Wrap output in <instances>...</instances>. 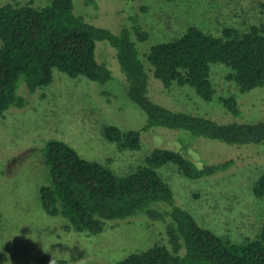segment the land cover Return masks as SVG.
<instances>
[{
  "label": "rangeland",
  "instance_id": "obj_1",
  "mask_svg": "<svg viewBox=\"0 0 264 264\" xmlns=\"http://www.w3.org/2000/svg\"><path fill=\"white\" fill-rule=\"evenodd\" d=\"M50 1L0 0V5L43 6ZM72 1L74 12L97 26L119 32L136 20L148 31L144 41L132 35L150 69L148 94L155 102L221 123L264 121V86L241 92L227 79L231 69L225 64H211L216 92L211 100H205L189 85L173 84L165 89L144 57L153 45L174 39L191 25L221 35L225 26L245 31L264 22V0ZM95 56L111 70L110 80L100 83L84 75L71 77L55 68L52 81L34 92L20 82L17 92L27 104L10 106L0 115V252L6 264H37L45 255L63 258L67 264H117L132 252L166 240L170 218L152 219L143 211L108 220L97 234L76 231L65 217L48 214L42 206L40 188L50 183L44 157L49 139L66 142L81 157L98 161L118 175L144 165L145 157L158 146L177 149L198 164L232 159L227 170L200 179L185 177L172 162L155 170L171 186L176 204L189 210L199 225L236 242L257 236L264 225V198L256 197L252 186L264 172V141L232 145L160 126L142 131L136 150L107 140V125L140 129L147 116L127 95L116 49L104 40L97 41ZM229 94L238 100V115L222 104L221 98ZM153 208L163 211L168 205L157 201Z\"/></svg>",
  "mask_w": 264,
  "mask_h": 264
},
{
  "label": "trees",
  "instance_id": "obj_2",
  "mask_svg": "<svg viewBox=\"0 0 264 264\" xmlns=\"http://www.w3.org/2000/svg\"><path fill=\"white\" fill-rule=\"evenodd\" d=\"M95 4V0H85ZM149 37L139 21L119 32L88 22L74 12L72 0H51L43 6L31 3L0 5V115L10 106L24 107L27 99L18 94L20 82L29 92L49 84L57 68L71 77L84 75L104 83L111 70L95 56L96 42L104 40L116 49V58L127 81V95L146 113L140 129L122 130L107 125L104 136L121 147L136 150L141 133L151 127L183 129L193 135L217 139L227 144H259L264 141V121L221 123L209 117L175 111L161 105L148 94L149 71L140 56L136 40ZM145 59L153 75L165 89L173 84L189 85L205 100L216 92L211 64L230 67L227 79L241 92L264 86V22L245 31L225 26L221 35L205 32L196 25L166 42L153 45ZM232 114L240 113L235 95L221 98ZM50 183L40 188L42 206L48 214L61 215L76 231L101 232L106 221L122 219L143 211L150 218L169 217L166 240L135 251L117 264H264V225L259 234L236 242L223 238L198 224L193 214L176 204L173 191L155 170L172 162L187 178L200 179L227 170L232 159L200 163L181 151L155 147L145 164L130 173L118 175L108 166L81 157L59 139L44 145ZM253 194L264 198V172L252 186ZM157 201L168 208H153ZM1 223V215H0ZM68 228V225H67ZM0 264H6L1 257ZM37 264H67L63 258L45 255Z\"/></svg>",
  "mask_w": 264,
  "mask_h": 264
}]
</instances>
